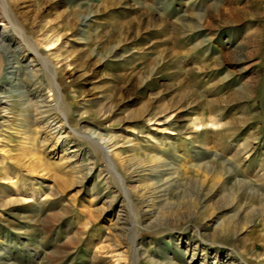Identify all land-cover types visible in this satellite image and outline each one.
<instances>
[{"label": "rangeland", "instance_id": "374dc122", "mask_svg": "<svg viewBox=\"0 0 264 264\" xmlns=\"http://www.w3.org/2000/svg\"><path fill=\"white\" fill-rule=\"evenodd\" d=\"M2 32L0 264H264V0H0Z\"/></svg>", "mask_w": 264, "mask_h": 264}, {"label": "bare ground", "instance_id": "6f19581e", "mask_svg": "<svg viewBox=\"0 0 264 264\" xmlns=\"http://www.w3.org/2000/svg\"><path fill=\"white\" fill-rule=\"evenodd\" d=\"M7 18L10 21L12 19L11 17H7ZM4 35H5V32L0 33V51H3V53L5 52L3 49H5L6 51L7 50L9 51L11 49L10 45L7 44V40Z\"/></svg>", "mask_w": 264, "mask_h": 264}]
</instances>
